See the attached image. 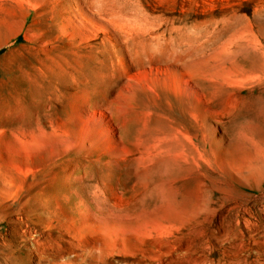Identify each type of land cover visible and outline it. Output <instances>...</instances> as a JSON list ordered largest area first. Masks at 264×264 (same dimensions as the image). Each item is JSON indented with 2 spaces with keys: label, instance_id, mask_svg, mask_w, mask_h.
<instances>
[{
  "label": "rangeland",
  "instance_id": "374dc122",
  "mask_svg": "<svg viewBox=\"0 0 264 264\" xmlns=\"http://www.w3.org/2000/svg\"><path fill=\"white\" fill-rule=\"evenodd\" d=\"M231 244L264 264V0H0V264Z\"/></svg>",
  "mask_w": 264,
  "mask_h": 264
},
{
  "label": "bare ground",
  "instance_id": "6f19581e",
  "mask_svg": "<svg viewBox=\"0 0 264 264\" xmlns=\"http://www.w3.org/2000/svg\"><path fill=\"white\" fill-rule=\"evenodd\" d=\"M260 166H262V165H259L258 168ZM205 194H203V190H200V195L197 197L196 201L182 213L183 221L186 222V224L194 225L195 227L196 226L199 227V225L203 221H205V219L207 217L208 218H209V216L211 217L210 213H212V211H214V207H213L214 205L212 204L211 200L209 199V196L205 195ZM81 211H82V214H85V216L83 215L82 216L83 219L79 220L81 223H79L80 225H78L77 228L83 230V228L80 227V226H82L85 222L83 223L82 221L92 222L93 221V216L88 214V211L86 210V207L84 205H82ZM77 224H78V222H77ZM77 228H76V231L78 230ZM77 232H79V231H77ZM80 233H81V231H80ZM80 233H78V234H80ZM225 234H226V236L234 238V236H232L233 234L231 232H227L226 231ZM90 246H91V244L88 242L87 247H90ZM231 247H233V249ZM231 247H230V249L224 250L225 251L224 252V257H223L222 260H220L221 262H219L218 264H231L232 260H234L235 262H241V261L244 260L241 257V255L238 254V252L240 251L241 248L238 247L237 244L236 245L235 244H231ZM32 251H34V252L37 251L36 246H33ZM205 259L208 260V258H206L204 256L202 260L204 261ZM123 262H124V264H137L136 262L127 260V258H125L123 260ZM212 264H215V263H212Z\"/></svg>",
  "mask_w": 264,
  "mask_h": 264
}]
</instances>
